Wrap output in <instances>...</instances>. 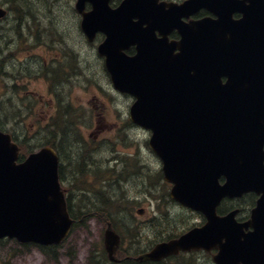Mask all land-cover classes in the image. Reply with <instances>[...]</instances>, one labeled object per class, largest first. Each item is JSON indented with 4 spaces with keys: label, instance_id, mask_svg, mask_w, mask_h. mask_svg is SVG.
Wrapping results in <instances>:
<instances>
[{
    "label": "water",
    "instance_id": "1",
    "mask_svg": "<svg viewBox=\"0 0 264 264\" xmlns=\"http://www.w3.org/2000/svg\"><path fill=\"white\" fill-rule=\"evenodd\" d=\"M109 1L77 0L82 30L90 41L98 32L106 35L99 54L114 88L135 98L130 119L151 130L149 145L165 180L173 183L172 198L208 218L203 227L158 243L140 259L215 247L217 264H264V6L124 0L113 9ZM203 7L217 17L183 20ZM237 10L245 18L234 22ZM6 13L0 8V18ZM175 29L179 40L169 38ZM133 45L130 55L126 50ZM19 158V145L0 129V238L60 244L74 220L59 155L45 146ZM250 191L262 195L247 223L235 220L237 211L217 215L223 198ZM249 226L253 230L244 232ZM104 242L109 259L120 261L121 235L111 222Z\"/></svg>",
    "mask_w": 264,
    "mask_h": 264
},
{
    "label": "rangeland",
    "instance_id": "2",
    "mask_svg": "<svg viewBox=\"0 0 264 264\" xmlns=\"http://www.w3.org/2000/svg\"><path fill=\"white\" fill-rule=\"evenodd\" d=\"M74 4L0 0V7L10 9L0 19V122L18 137L24 154L26 148L46 143L59 147L65 163L63 186L74 212L83 218L55 255H46L34 244L0 239V264H104L105 216L121 213L109 219L124 236L129 222L138 220L141 226L169 203L170 189L158 174L161 161L149 146L151 133L130 121L134 98L114 89L97 53V40L88 42L82 33ZM66 47L76 58L73 53L63 60ZM63 119L68 122L58 128ZM81 159L86 173L78 175L75 166ZM110 166L114 172H109ZM96 187L102 205L93 200ZM106 192L120 202L109 205ZM91 201L92 213L79 212L82 202ZM140 232L147 233L146 240L152 236L149 229Z\"/></svg>",
    "mask_w": 264,
    "mask_h": 264
},
{
    "label": "flooded vegetation",
    "instance_id": "3",
    "mask_svg": "<svg viewBox=\"0 0 264 264\" xmlns=\"http://www.w3.org/2000/svg\"><path fill=\"white\" fill-rule=\"evenodd\" d=\"M123 0H110L109 5L111 8L118 7ZM164 3H177L182 4L187 0H159ZM244 5H251V7H257V4H261L264 6V0H235ZM91 9V3L87 2L86 10ZM79 17V13H77ZM216 18L217 15L213 13L210 9L203 7L199 9L197 12L190 15V17H183L184 21L190 20H201L205 18ZM264 17V14H263ZM245 18V14L242 11H234L231 14V20L234 22L241 21ZM179 32L175 29L173 30L169 38L171 40H179L180 39ZM104 39V35L99 33L97 35V42L100 43ZM65 55H67V59L72 56V53L75 54V51L65 48ZM98 49V45H97ZM135 47H132L128 53L134 54ZM81 54L82 52L79 51ZM103 59V58H102ZM104 60V59H103ZM77 61V59H76ZM104 65V61H103ZM223 80L226 82L227 78L223 77ZM163 182V179H161ZM225 177H221V183L225 182ZM261 193L256 191H251L243 194L240 197H225L223 198L219 205L216 208V213L219 216H225L232 211H237L235 215V220L238 223H247V221L251 218L252 210L258 204V200L261 198ZM167 196H170L169 192ZM168 204L163 205L162 208H158L156 212H153V217L148 219L147 222H144L139 225L141 222L138 220H132L129 224L125 225L127 228V236L124 237V241L121 244L118 253L120 255L119 262H111L112 264H217L215 262V256L218 254V248H200L193 249L191 251H179L176 254H171L161 260H143L140 259L141 256L145 255L147 252L151 251L158 243L168 242L173 239H177L182 236L184 233L194 229L203 227L207 222V217L201 211L191 209L186 207L180 203H178L171 196L168 199ZM139 212L141 214L144 213V208H140ZM86 217V216H83ZM75 223L78 222L76 217ZM79 222H82L79 220ZM132 228H136L137 230L134 233L131 231ZM142 228H146L151 230V233L148 235H152L146 240L148 236H146V232H140ZM129 230V235H128ZM253 230L252 227L245 228L244 232H249ZM155 232V233H154ZM127 241L129 242L127 244Z\"/></svg>",
    "mask_w": 264,
    "mask_h": 264
},
{
    "label": "trees",
    "instance_id": "4",
    "mask_svg": "<svg viewBox=\"0 0 264 264\" xmlns=\"http://www.w3.org/2000/svg\"><path fill=\"white\" fill-rule=\"evenodd\" d=\"M11 2L13 1V0H10ZM59 125L62 127L64 124H63V122H60L59 123ZM26 150H27V148H26ZM28 151H30V150H28ZM85 157L86 156H82V157H80V158H83V159H85ZM82 159V160H83ZM75 168H76V172H77V174L78 175H82L83 173H86V168H85V166H81V165H77V166H75ZM140 169V168H139ZM111 172H114V171H111ZM139 173V172H138ZM137 173V174H138ZM115 174V173H114ZM159 175H160V178L162 177V173L159 171V173H158ZM62 176V175H61ZM97 179H101L102 180V176H100V175H96L95 176ZM114 180V178L112 177V178H110V180L109 181H113ZM108 181V182H109ZM96 188H98V187H96ZM90 189H92V188H90ZM105 195H108V197H109V205L110 204H113V203H117V202H120V199L118 198V197H115V199H116V202H114V198H113V196H111V193H108V192H106L105 193ZM166 195H167V193H166ZM96 203H98V204H100V205H102V203H101V201H100V198H99V196L97 197V200H96ZM68 204H69V209H70V211L72 212V205H71V200L70 199H68ZM88 204H90V205H88ZM85 203V202H82V204H80V210H79V212H81V213H87V212H91L92 213V201L91 202H89V203ZM109 205H108V207H109ZM105 208H108L106 205H103ZM109 209V208H108ZM73 213V212H72ZM105 213H107V214H109L108 212H105ZM74 214V213H73ZM110 215V214H109ZM105 217H108V216H105ZM125 230H127V228H125ZM64 245V244H63ZM37 247H39L42 251H43V253H45V254H47V255H50V254H52V255H55V249L57 248V246H52V247H42V246H37ZM97 264H101V262H99V261H97Z\"/></svg>",
    "mask_w": 264,
    "mask_h": 264
},
{
    "label": "bare ground",
    "instance_id": "5",
    "mask_svg": "<svg viewBox=\"0 0 264 264\" xmlns=\"http://www.w3.org/2000/svg\"><path fill=\"white\" fill-rule=\"evenodd\" d=\"M137 172L141 173L140 169H138ZM113 205H114V203H113ZM113 205H111V206H113ZM108 217H110V215H108Z\"/></svg>",
    "mask_w": 264,
    "mask_h": 264
}]
</instances>
